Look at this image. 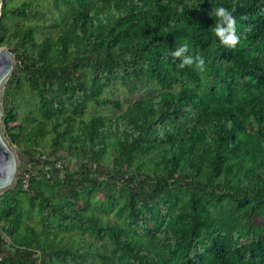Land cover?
Returning a JSON list of instances; mask_svg holds the SVG:
<instances>
[{
  "label": "trees",
  "instance_id": "16d2710c",
  "mask_svg": "<svg viewBox=\"0 0 264 264\" xmlns=\"http://www.w3.org/2000/svg\"><path fill=\"white\" fill-rule=\"evenodd\" d=\"M50 5L48 29L41 1L0 8V46L20 50L5 134L28 158L0 195V264H264V0ZM184 43L203 69L172 55ZM139 82L126 105L104 93ZM54 155L78 166L60 175Z\"/></svg>",
  "mask_w": 264,
  "mask_h": 264
},
{
  "label": "rangeland",
  "instance_id": "374dc122",
  "mask_svg": "<svg viewBox=\"0 0 264 264\" xmlns=\"http://www.w3.org/2000/svg\"><path fill=\"white\" fill-rule=\"evenodd\" d=\"M12 1H19V0H12ZM41 1V3L43 4V11L45 12L46 16L45 18L42 20V23H44V28L48 29L50 27V24L54 21H57L59 18V14L57 11H55L51 5H50V0H38ZM5 47H8L10 50H14L15 52H12L15 56V64L17 65L19 63V59L16 57V53L20 54V50H18L17 48L14 47V45H3ZM15 66V65H14ZM15 68V67H14ZM150 87H144L142 86V82H139V87L138 89L129 92L127 90V88L123 87V86H112V87H108L104 90V93L110 97L113 98H117L120 99L123 103V105L128 104L129 102H131L134 98L136 97H143L148 89ZM13 108L19 113V114H27L33 111V106H32V100L31 98H29L28 94H24L23 97H17L14 102H13ZM90 112H98V111H102V112H109V110L103 106L101 107H97V106H90L89 108ZM88 114V113H87ZM86 114V116H88ZM0 124L3 127V131L5 133V124L3 122V113L0 116ZM11 124H16V122H11ZM17 148V147H16ZM18 149V148H17ZM20 150V149H19ZM22 158L19 161V171H18V175L24 170L25 165H27L28 163V158L22 154ZM54 156H58V162L61 164L58 165L57 162V166L59 168V173L60 175H62L63 171L65 168H67L68 170H74L76 169V167L78 166V162L76 159L73 158H68L66 156H62V155H54ZM52 156V157H54ZM110 169V167H109ZM15 184V183H14ZM14 184L11 186L13 187ZM110 219H112V217L110 216ZM2 236L7 239V241H9V238L6 236V233L3 231L2 232ZM6 253V251L4 252Z\"/></svg>",
  "mask_w": 264,
  "mask_h": 264
},
{
  "label": "water",
  "instance_id": "95a60500",
  "mask_svg": "<svg viewBox=\"0 0 264 264\" xmlns=\"http://www.w3.org/2000/svg\"><path fill=\"white\" fill-rule=\"evenodd\" d=\"M3 0H0V8ZM1 15V11H0ZM15 56L5 46H0V116L3 113L5 86L15 65ZM21 151L8 139L0 124V195L18 179Z\"/></svg>",
  "mask_w": 264,
  "mask_h": 264
},
{
  "label": "clouds",
  "instance_id": "9594fccd",
  "mask_svg": "<svg viewBox=\"0 0 264 264\" xmlns=\"http://www.w3.org/2000/svg\"><path fill=\"white\" fill-rule=\"evenodd\" d=\"M211 15H215L218 20L215 24L213 31L219 37L220 42L225 46L232 47L235 46L239 40V35L237 33V21L236 17L233 15L232 11L223 5L217 6L215 9L211 10ZM190 45L184 43L179 47H175L172 55L180 58L181 66L193 65L194 63L203 69L205 61L203 57H195L189 53Z\"/></svg>",
  "mask_w": 264,
  "mask_h": 264
},
{
  "label": "built area",
  "instance_id": "2783aa9c",
  "mask_svg": "<svg viewBox=\"0 0 264 264\" xmlns=\"http://www.w3.org/2000/svg\"><path fill=\"white\" fill-rule=\"evenodd\" d=\"M60 163L58 162V165H59ZM61 165V164H60Z\"/></svg>",
  "mask_w": 264,
  "mask_h": 264
}]
</instances>
